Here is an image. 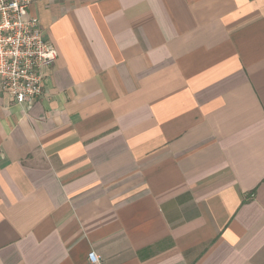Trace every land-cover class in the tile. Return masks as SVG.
I'll list each match as a JSON object with an SVG mask.
<instances>
[{"label": "crops", "instance_id": "0c3cea01", "mask_svg": "<svg viewBox=\"0 0 264 264\" xmlns=\"http://www.w3.org/2000/svg\"><path fill=\"white\" fill-rule=\"evenodd\" d=\"M57 52L0 92V264H264V0H33Z\"/></svg>", "mask_w": 264, "mask_h": 264}, {"label": "built area", "instance_id": "2783aa9c", "mask_svg": "<svg viewBox=\"0 0 264 264\" xmlns=\"http://www.w3.org/2000/svg\"><path fill=\"white\" fill-rule=\"evenodd\" d=\"M33 0H0V92L28 109L43 94L42 70L57 60L39 20L29 16ZM89 264H99L94 253Z\"/></svg>", "mask_w": 264, "mask_h": 264}]
</instances>
